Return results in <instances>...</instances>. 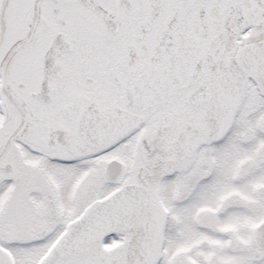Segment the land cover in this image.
I'll return each instance as SVG.
<instances>
[{
    "label": "snow or ice",
    "instance_id": "1",
    "mask_svg": "<svg viewBox=\"0 0 264 264\" xmlns=\"http://www.w3.org/2000/svg\"><path fill=\"white\" fill-rule=\"evenodd\" d=\"M0 264H264V0H0Z\"/></svg>",
    "mask_w": 264,
    "mask_h": 264
}]
</instances>
